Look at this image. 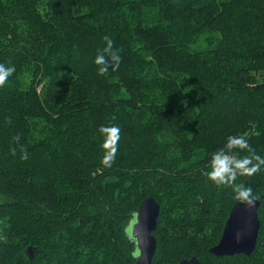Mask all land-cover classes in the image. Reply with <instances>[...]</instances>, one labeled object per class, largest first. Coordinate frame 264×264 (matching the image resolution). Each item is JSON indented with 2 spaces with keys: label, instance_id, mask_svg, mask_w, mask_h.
<instances>
[{
  "label": "trees",
  "instance_id": "16d2710c",
  "mask_svg": "<svg viewBox=\"0 0 264 264\" xmlns=\"http://www.w3.org/2000/svg\"><path fill=\"white\" fill-rule=\"evenodd\" d=\"M105 35L121 63L101 76ZM0 63V264H135L150 196L153 264H264V165L236 180L262 199L249 257L209 251L237 200L204 175L229 136L264 158V0H0ZM101 125L120 129L111 167Z\"/></svg>",
  "mask_w": 264,
  "mask_h": 264
},
{
  "label": "clouds",
  "instance_id": "9594fccd",
  "mask_svg": "<svg viewBox=\"0 0 264 264\" xmlns=\"http://www.w3.org/2000/svg\"><path fill=\"white\" fill-rule=\"evenodd\" d=\"M103 40L106 46L97 53L94 58V63L98 65V75H105L111 67L112 71L118 70L121 63L119 49H114L113 40L105 35ZM16 72L14 65H6L0 63V88H3L8 83L9 77ZM98 132L103 136V141L100 147L104 150L101 163L105 167H111L115 162L116 153L118 151L120 129L115 125H101ZM18 141L19 136L15 137ZM247 150L250 155L246 157H237L235 150ZM16 149L12 152L15 154ZM21 159H28L26 149H21ZM261 165H264V158L257 155L254 149L247 144L244 137L229 136L223 148L218 149L211 154L208 171L204 173L208 180L212 181L217 186H229L233 190V198L241 203L251 206L255 202L252 189L243 184H236L238 176H251L260 171ZM0 239L6 237L0 236Z\"/></svg>",
  "mask_w": 264,
  "mask_h": 264
},
{
  "label": "water",
  "instance_id": "95a60500",
  "mask_svg": "<svg viewBox=\"0 0 264 264\" xmlns=\"http://www.w3.org/2000/svg\"><path fill=\"white\" fill-rule=\"evenodd\" d=\"M261 201V197H255V202L251 206L239 201L233 204L223 228V235L209 250L214 256L232 257L241 254L249 257L258 248ZM137 210L130 216V225L126 229L127 237L135 251V264H153V257L157 251V236L154 232L158 229L161 205L150 196L140 203ZM28 251L30 256L34 257L31 247ZM179 264L203 263L194 256L191 259H182Z\"/></svg>",
  "mask_w": 264,
  "mask_h": 264
},
{
  "label": "rangeland",
  "instance_id": "374dc122",
  "mask_svg": "<svg viewBox=\"0 0 264 264\" xmlns=\"http://www.w3.org/2000/svg\"><path fill=\"white\" fill-rule=\"evenodd\" d=\"M204 43H205V41H203L200 45L202 46V44H204ZM5 200L6 199L3 196L0 197V201H5ZM27 253L29 254V251Z\"/></svg>",
  "mask_w": 264,
  "mask_h": 264
}]
</instances>
